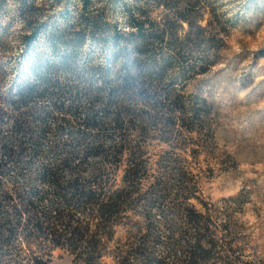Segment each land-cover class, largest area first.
<instances>
[{"label":"rangeland","instance_id":"obj_1","mask_svg":"<svg viewBox=\"0 0 264 264\" xmlns=\"http://www.w3.org/2000/svg\"><path fill=\"white\" fill-rule=\"evenodd\" d=\"M92 1L83 8L79 0H0V132L11 129L3 99L47 82L62 108L36 100L49 112L48 137L59 125L73 127L61 136L73 144L82 133L99 137V152L85 155L89 170L119 139L117 89L130 77L146 102L158 103L144 109L145 136H130L148 168L141 192L162 176L170 195L161 206L213 205L234 226L226 240L235 264H264V0ZM179 14L194 20L193 30L203 27L199 38ZM130 16L145 21L144 35H127L120 46L107 40L116 26L130 32ZM32 28L42 31L28 47L23 36ZM88 107L102 124H84ZM142 223L131 216L116 238ZM48 264L79 263L57 250Z\"/></svg>","mask_w":264,"mask_h":264},{"label":"trees","instance_id":"obj_2","mask_svg":"<svg viewBox=\"0 0 264 264\" xmlns=\"http://www.w3.org/2000/svg\"><path fill=\"white\" fill-rule=\"evenodd\" d=\"M79 1L83 8L93 2ZM130 17L128 34L116 26L106 39L120 46L127 35L143 36L145 21ZM179 18L200 37L202 26L193 30L194 20L183 14ZM41 31L32 28L23 36L25 44L29 47ZM128 78L117 89L119 139L89 170L84 168L85 155L99 152L98 136L82 133L78 144H73L69 138H61L70 136L73 127L59 125L48 137L49 112L37 106L36 100L45 96L61 110L56 103L59 90L49 89L47 82L41 87L28 83L3 99L12 112L8 115L10 132H0V264H48L57 250L79 264L236 263L229 255L232 242L226 240L234 226L223 212L209 204L205 211L191 204L161 206L159 201L170 195L162 176L141 192L148 168L141 146L131 144L130 136L136 131L145 136L141 124L144 109L155 110L158 103L146 102L134 80ZM133 102L136 107L131 106ZM5 115L1 111V118ZM128 115L140 124L131 120L125 124ZM83 121L93 127L102 124L94 119L90 107ZM9 171L15 173L13 178ZM153 209L159 211L158 218ZM131 216L143 218L144 223L135 232L116 238L117 229L126 227ZM160 245L166 249L165 255L158 252Z\"/></svg>","mask_w":264,"mask_h":264}]
</instances>
